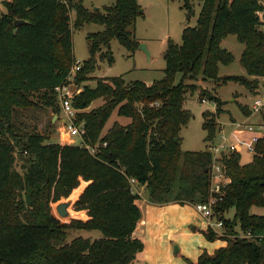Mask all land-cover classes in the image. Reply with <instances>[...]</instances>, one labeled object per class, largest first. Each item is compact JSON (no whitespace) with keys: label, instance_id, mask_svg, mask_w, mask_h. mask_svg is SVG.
Segmentation results:
<instances>
[{"label":"trees","instance_id":"16d2710c","mask_svg":"<svg viewBox=\"0 0 264 264\" xmlns=\"http://www.w3.org/2000/svg\"><path fill=\"white\" fill-rule=\"evenodd\" d=\"M193 1L184 3L190 13ZM200 1L197 25L183 30L181 45L170 41L161 79L146 83L126 82L122 76L100 78L74 97L75 122L84 127L79 144L55 142L36 130L23 136L14 114L42 106L60 112L55 88L66 81L76 61L73 28L104 25L87 37L90 56L77 82L95 71L98 56L115 62L113 39L134 53L140 45L136 21L144 16L139 0H114L97 10L82 0L5 1L7 12L0 13V264H136L144 242L133 236L142 213L131 177L145 185L153 203L195 205L209 199L212 154L208 149H182L181 130L192 118L184 107L185 96L196 89L186 81L215 80L217 87L233 81L257 91L258 77H264V0ZM17 19L28 22L15 32ZM230 34L245 45L241 65L257 78L219 75L221 64L235 60L222 47ZM206 97L216 103V111L202 113L209 142L216 137L225 101L204 88L200 98ZM99 98L105 103L85 111ZM239 106L251 114L249 106ZM116 108L119 116L131 120L116 121L103 134ZM261 116L264 124V110ZM223 161L230 181L214 209L225 228L221 235L208 229L203 233L210 241L223 239L227 244L213 254L204 251L197 263L187 262L264 264V239L240 235L249 230L264 233V215L251 213L253 206L264 207V132L251 161L241 163L239 152L225 155ZM82 180L88 182L86 187L80 186ZM67 198L68 214L62 216L57 202ZM78 230H99L102 236L70 237Z\"/></svg>","mask_w":264,"mask_h":264},{"label":"rangeland","instance_id":"374dc122","mask_svg":"<svg viewBox=\"0 0 264 264\" xmlns=\"http://www.w3.org/2000/svg\"><path fill=\"white\" fill-rule=\"evenodd\" d=\"M6 0H0V13H6L7 7L5 6ZM84 5L94 10L96 7L103 9L104 6H109L114 3V0H82ZM144 16L137 18L135 27V36L140 44H145L150 54L140 45L138 49L132 53L121 45L117 39L111 41V49L115 57V62L110 64L108 59H100L98 56L97 67L94 72L87 75L86 80L83 82L78 81L80 90L83 91L85 85L90 87L96 86L97 80L106 77L122 76L126 82L141 80L146 83H152L154 80H159L164 76V69L166 68V52L170 41L181 45L183 30L187 27H194L197 25L198 16L202 8V1L194 0L193 12L190 13L185 7V0H139ZM75 19L74 11L71 12L72 24ZM104 25L97 23H86L79 29L73 28V50L76 62H84L90 56L88 35L92 32L102 31ZM222 47L227 48L235 55V60L230 65H220V76L225 75H238L250 78L245 68L241 65L240 58L242 51L245 48L243 43H240L237 37L233 34L228 35L222 42ZM75 63H73L71 70ZM180 74L177 76V81L180 79ZM77 78V74H75ZM187 83L196 85L195 90H189L185 96L184 107L190 109L192 118L189 123L182 127L181 135L183 137L182 149L183 151H199L206 150L209 147V142L206 141L207 131L203 128L204 110H214L216 103L209 98H200V91L207 89L212 94L225 101L224 112L220 115V119L224 122L232 119L233 115L237 118L238 127L225 128L224 131L230 133L233 131L239 138L250 140L252 134L246 128V124H262V116L254 115L245 117L239 105L250 106L255 97H262L264 99V77L260 80L259 88L256 92L249 90L246 86L230 81L225 85L216 86L215 80H191L188 79ZM203 99H207V103H202ZM105 103L104 98H99L92 102V104L85 109V111H92ZM216 111V110H215ZM61 112L57 113L55 108L34 107L28 109H18L14 114V122L18 131L24 136L31 131H38L39 133L50 135L51 139L55 142L70 144L75 141L77 144L81 143V139L76 137L75 140L62 137L60 134V116ZM131 119L118 115V108H116L111 117L109 118L103 134L118 121L122 124H127ZM217 132L220 127L219 119H217ZM224 122V123H225ZM81 123V127H82ZM253 152L242 148L241 149V163H247L252 160ZM17 168L22 171L21 163ZM83 184V181H81ZM80 184V186H81ZM85 185V184H84ZM79 186V187H80ZM68 202L67 199H61L57 202ZM71 208L74 209V204ZM53 212V207H52ZM234 211L230 212V215ZM251 213L264 215V207L253 206ZM54 214V213H53ZM59 219V218H58ZM199 221L195 224H190L187 227H180L175 229L177 235H181L187 228L190 230L191 226L197 225L200 230H206L201 215L198 213ZM238 230L240 228L238 227ZM240 232V231H239ZM82 235L84 237H91L92 239L100 238L102 236L99 230H78L71 232L70 237ZM204 236L199 234L191 241V245L196 247L200 239ZM206 241V239H205ZM173 242H176L174 239ZM201 246V244H199ZM178 257H182L184 253H175ZM155 262L151 260L150 264Z\"/></svg>","mask_w":264,"mask_h":264},{"label":"crops","instance_id":"0c3cea01","mask_svg":"<svg viewBox=\"0 0 264 264\" xmlns=\"http://www.w3.org/2000/svg\"><path fill=\"white\" fill-rule=\"evenodd\" d=\"M255 78L257 77L250 76L249 79ZM258 79L262 80V77H258ZM207 102L208 101L205 103ZM215 110L216 106L215 109L211 111L214 112ZM247 110H242L245 117L254 116V114H248L247 112L249 110ZM231 116L232 119L229 120L230 123H228V121H224V123L220 117L218 118L221 124L216 135L225 134L228 135L230 139H233V131L230 133L224 131L227 127L231 129L237 127V118L233 115ZM82 181L85 184L84 187H86L88 182ZM139 189L141 190V196H139L136 203L141 209L142 216L133 236L144 242V249L137 254L136 264H150L151 260L155 262L154 264H188L187 260L192 263H197L199 256L204 251L213 254L216 249L227 244L226 240L223 239H216L214 241L208 240L203 230H200L197 225L191 226L190 230L185 228L181 235H177L175 229L182 226L187 227L199 221L198 212L194 205L175 202H169L167 204L153 203L149 198V193L145 185H139ZM82 211L85 212L87 220L89 218L87 211ZM199 234H202L206 241L203 237H199L201 238L199 242L201 246L198 244L196 247H193L191 241L199 236ZM174 239L176 242H173ZM174 246L177 247V251H174ZM181 251L184 255L178 257L175 253H180Z\"/></svg>","mask_w":264,"mask_h":264},{"label":"built area","instance_id":"2783aa9c","mask_svg":"<svg viewBox=\"0 0 264 264\" xmlns=\"http://www.w3.org/2000/svg\"><path fill=\"white\" fill-rule=\"evenodd\" d=\"M66 2V1H65ZM264 31V25L262 26ZM83 66V62H76L72 70L63 83L58 85L55 88L57 101L60 107L61 115L60 117V134L62 137L67 136L68 138L74 139L79 137L82 143V135L84 133V127L78 125L75 122V117L77 110L73 106V99L78 95L81 90L79 83L75 78V74L80 71ZM207 99H203L202 103H205ZM251 114L261 115L264 110V99L262 97H255L253 103L249 106ZM237 127L240 125L236 123ZM246 128L249 132L252 133L250 140L241 139L236 136L234 133L233 139H230L228 135H216V137L209 141L208 150L212 154V162L210 169V196L206 202L197 203L194 205L197 212L201 215L203 223L206 226V230H212L213 232L221 235L224 231L225 224L224 220L218 218L217 213L214 209L216 203L222 199L221 193L226 185L229 183L230 178L226 173V165L223 161L225 155L233 152H241L242 148H245L254 153L255 145L258 140L261 138L264 132V124H246ZM70 144H76L75 141H72ZM91 152H96L95 147L86 145ZM131 190L134 194L141 196V190L139 189V181L131 177L129 179ZM241 236L248 238H256L259 240L264 239V233H253L251 230L246 233L240 232Z\"/></svg>","mask_w":264,"mask_h":264},{"label":"water","instance_id":"95a60500","mask_svg":"<svg viewBox=\"0 0 264 264\" xmlns=\"http://www.w3.org/2000/svg\"><path fill=\"white\" fill-rule=\"evenodd\" d=\"M97 9H98V7H96L94 10H97ZM24 22H28V21L24 20V19L15 20V22H14V26L16 28L15 32L17 31V27L19 25H21L22 23H24ZM140 47L144 48L147 51V53L150 54L148 49H147V46L145 44H140ZM68 205H69L68 202H60V203H58V205H57L58 213L60 215H62V216H66L68 214V210H67ZM174 251H177V247H175V246H174Z\"/></svg>","mask_w":264,"mask_h":264}]
</instances>
